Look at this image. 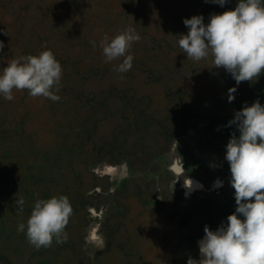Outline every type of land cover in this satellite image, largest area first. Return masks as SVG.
Masks as SVG:
<instances>
[{"label":"rangeland","instance_id":"rangeland-1","mask_svg":"<svg viewBox=\"0 0 264 264\" xmlns=\"http://www.w3.org/2000/svg\"><path fill=\"white\" fill-rule=\"evenodd\" d=\"M237 3L0 0V75L11 60L46 50L62 66L56 102L28 90L14 89L11 101L0 95V264L200 258L205 225L217 230L236 208L225 154L239 133L228 122L246 104L264 105V74L237 85L211 55L187 58L178 35L188 32L184 19L207 24ZM129 27L141 39L121 73L124 57L106 62L102 42ZM54 196L73 209L67 240L37 249L18 225Z\"/></svg>","mask_w":264,"mask_h":264},{"label":"clouds","instance_id":"clouds-1","mask_svg":"<svg viewBox=\"0 0 264 264\" xmlns=\"http://www.w3.org/2000/svg\"><path fill=\"white\" fill-rule=\"evenodd\" d=\"M207 2V0H206ZM223 7L229 0H211ZM187 34L178 35L179 47L187 58L195 61L211 55L214 68H223L236 84L257 81L264 74V4L262 0H238L236 7L212 14L207 24L202 15L183 20ZM7 34V33H6ZM141 37L134 28H127L111 40L102 42L106 62L124 57L117 71L131 70L132 55H126ZM0 41V51L4 48ZM95 47V42H93ZM62 77V66L50 50L38 56L13 59L0 75V95L13 100V90H28L32 97L43 96L54 102L60 99L53 89ZM236 87L228 89L229 102L235 99ZM235 125L226 145L225 159L230 166V184L234 189L235 211L212 231L207 225L198 241L200 258L189 257L187 264H264V105L259 100L237 111L228 126ZM186 186L190 181L185 182ZM19 212L24 201H15ZM67 196L35 202L27 225H18L31 245L37 249L50 247L53 238L66 242L64 229L72 214ZM64 234V239L59 238Z\"/></svg>","mask_w":264,"mask_h":264},{"label":"snow or ice","instance_id":"snow-or-ice-1","mask_svg":"<svg viewBox=\"0 0 264 264\" xmlns=\"http://www.w3.org/2000/svg\"><path fill=\"white\" fill-rule=\"evenodd\" d=\"M112 169H109V171H111ZM96 237H95V234H93V239H95Z\"/></svg>","mask_w":264,"mask_h":264}]
</instances>
